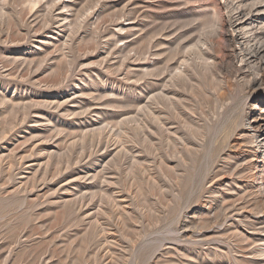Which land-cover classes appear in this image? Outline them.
I'll use <instances>...</instances> for the list:
<instances>
[{"label": "rangeland", "instance_id": "obj_1", "mask_svg": "<svg viewBox=\"0 0 264 264\" xmlns=\"http://www.w3.org/2000/svg\"><path fill=\"white\" fill-rule=\"evenodd\" d=\"M214 2L233 18L238 0H0V264H264L263 90L230 85L253 73L239 32L213 52L225 85L190 67L194 86L161 87L178 42L217 39ZM173 86L178 110L154 100ZM243 95L241 130L191 127Z\"/></svg>", "mask_w": 264, "mask_h": 264}, {"label": "bare ground", "instance_id": "obj_2", "mask_svg": "<svg viewBox=\"0 0 264 264\" xmlns=\"http://www.w3.org/2000/svg\"><path fill=\"white\" fill-rule=\"evenodd\" d=\"M234 1V0H233ZM249 0H238V4L235 6L233 5V8L232 10H234V15L233 18H229V21L227 20H224L221 16L223 14V5L222 3H217V2H214V10H215V13H216V19H215V22L214 24L217 25V28H216V33H217V39L216 40H212L210 41V45L208 46L207 49L203 48V46L207 43L206 40H198L197 42H195L194 44H191L190 46H188V44H177L176 48H174L173 50H171L174 55L175 54H178L179 52H182L185 50L184 55H182L181 57V62L178 64V65H174V66H171V64H169L168 62H166L167 64H165L163 67H161L159 69L160 71V74H163L165 72V70H170L172 73H171V76H170V80H166V82L163 83V85L161 84V87L164 86L167 87V85H169V83L171 84L172 82L174 84H179L178 81L183 82V84L185 82H190V84H192V86H194L193 82L195 81V78L190 74V67L191 69L194 71L195 75L199 76V78H203L204 75H206L207 73H211L214 81H216L217 84H224V79L221 77H219L218 75H216V72L219 70V65H220V62H218V56L215 53V48H224V44L225 42L227 41L226 40V37L224 35V30H225V26H231L234 28L235 31H238L239 34L241 35V38L240 39H237L238 43L241 45V51H243L244 53H240L239 55L241 56V62L244 63V66L240 69H245V68H250L251 70H253V73H250V74H244L242 76V80L240 79L239 81H235V83H232V81L230 83V85L234 86V85H239L241 88H242V91H244L246 88L247 89H250L251 90H254L256 91L258 88H262V92H263V96L261 97V102L264 103V20L261 19V16H259L260 12L262 10H264V8H261V6L264 4V0H252L250 3H248ZM231 4L233 2H230ZM211 14V13H210ZM208 16V15H207ZM206 16V17H207ZM197 17V16H196ZM213 17V16H212ZM203 18V17H201ZM209 18V16L207 17ZM211 20V18H210ZM209 20V21H210ZM194 20H192L191 22H193ZM206 22V21H205ZM205 24V23H204ZM210 27V26H209ZM207 28V27H206ZM214 28V27H213ZM204 29V28H203ZM260 30V32H259ZM227 35V34H226ZM211 37V36H210ZM203 39V38H202ZM228 39V38H227ZM172 48V47H171ZM214 52V53H213ZM182 54V53H181ZM169 55L171 54H168L167 57H169ZM172 56V55H171ZM166 57V58H167ZM175 56H172L170 57V59H168L167 61L171 60V58H174ZM220 57V56H219ZM226 59V58H225ZM197 60H199V62H197ZM212 61V62H209V61ZM180 61V60H179ZM191 61V62H190ZM223 61V60H222ZM225 61V60H224ZM190 62V63H189ZM162 63V62H161ZM169 64V65H168ZM223 65V63H221ZM226 64V62H225ZM228 64V63H227ZM162 66V65H161ZM184 66V68H182ZM229 66H233V64H230ZM228 66V67H229ZM187 67V68H186ZM230 67V68H231ZM229 69V68H228ZM227 69V71H228ZM238 69L237 72L240 70ZM221 70V68H220ZM223 70V68H222ZM221 70V71H222ZM226 71V72H227ZM230 71H232L230 69ZM225 72V74H226ZM237 72H236V75H237ZM223 73V72H222ZM239 73H242L241 70ZM221 74V73H220ZM219 74V75H220ZM194 75V76H195ZM209 75V74H208ZM231 74L230 73H227L226 74V77L227 76H230ZM235 75V74H234ZM240 75V74H239ZM207 76V75H206ZM205 76V77H206ZM238 76V75H237ZM225 77V76H224ZM208 78V77H207ZM236 78V77H235ZM234 78V79H235ZM166 79V78H165ZM168 79V78H167ZM197 79V78H196ZM229 79V78H228ZM237 79V78H236ZM203 80V79H202ZM200 81V82H203V81ZM164 81V80H163ZM213 81V80H212ZM213 81V82H214ZM227 82V80H226ZM225 82V83H226ZM229 82V81H228ZM180 85V84H179ZM213 85V84H212ZM225 85V84H224ZM227 85V83H226ZM175 86V85H174ZM173 86V88H168V89H161L155 96H154V100H157V104L160 103L161 106L162 104L164 106H166L165 108H167L168 106L170 107H173V108H176L177 109V105L178 104V99L180 100L181 99V96L184 95V92L180 93L183 89V87L181 88L182 90L180 91V89H176L175 87ZM184 86V85H183ZM215 86V84H214ZM223 86V85H222ZM228 86V85H227ZM170 87V86H169ZM181 87V86H180ZM178 87V88H180ZM224 87V86H223ZM239 87V88H240ZM197 88V87H196ZM203 88V86H202ZM209 88V87H208ZM213 88V87H212ZM215 88V87H214ZM222 88V87H220ZM226 88V87H224ZM194 89V88H193ZM207 89V88H206ZM205 89V90H206ZM188 90V89H187ZM190 90L191 87H190ZM213 90V89H212ZM202 91V90H200ZM203 91H204V88H203ZM208 91V90H206ZM248 91V90H247ZM189 92V91H188ZM210 94L212 93L209 92ZM217 93V92H216ZM246 93V92H245ZM243 93V94H245ZM213 94V93H212ZM250 94V93H249ZM187 95V94H186ZM220 95V93H219ZM217 96V95H216ZM246 96V95H245ZM241 98V101L238 102L237 104L235 103V109L237 108L238 111L234 112L235 114L234 115H231L229 118H228V114L226 112V116L227 117H224V112L226 110H223V107H225L226 105H228V102H222L221 104L218 103V99H217V103L220 105L218 106L214 115L211 114L213 116V118L211 117L210 119L208 118L207 122H203L205 123L204 125H195L194 123H192L191 127L194 125L195 129L197 132H200L201 130L205 129L207 127V130L209 129L210 131L212 130V134H217L219 132V128L225 126L226 128V125H228V129L233 132L235 130L238 129L239 127V130H241L243 128V126L246 125V123H244V120H245V115L243 113V107H239V103L243 105H245L244 103H242V99L244 98V95L240 97ZM184 99V98H183ZM187 99V98H186ZM220 99H221V96H220ZM223 99V98H222ZM239 99V98H238ZM240 100V99H239ZM183 101V100H182ZM181 101V102H182ZM186 101V100H185ZM184 101V102H185ZM222 101V100H221ZM220 101V102H221ZM224 101V100H223ZM234 102L236 100H233ZM244 101V100H243ZM180 102V103H181ZM246 103V102H245ZM183 104V102H182ZM181 104H179L180 106ZM148 106V105H147ZM149 107V106H148ZM147 108V107H145ZM227 108V107H226ZM256 108L258 109L256 113L253 114L252 116V120L248 122L247 124V127H251L252 128V131L253 133L251 134V137L253 139V142H256V146L259 148V149H262L264 148V109L262 107L258 105H256ZM161 109V108H160ZM159 109V110H160ZM220 109H222L220 111ZM228 109V108H227ZM146 110V109H145ZM178 110V109H177ZM176 110V112H177ZM239 110H241L239 112ZM147 111V110H146ZM145 111V112H146ZM149 111V109H148ZM233 111V110H231ZM150 112V111H149ZM148 112V113H149ZM151 113V112H150ZM153 113V112H152ZM160 113H162L160 111ZM156 114V113H155ZM159 114V113H158ZM232 114V113H231ZM151 115V114H150ZM162 115V114H161ZM152 116H155L154 118L157 120L158 122V126H159V129L161 130H165L164 129V126H165V120L163 118V116L161 117L160 115H153ZM224 117V118H223ZM153 118V119H154ZM154 119V120H155ZM251 119V118H250ZM156 122V123H157ZM222 123H223V126H222ZM168 124V123H167ZM221 125L218 126V125ZM187 126H190L188 124H186ZM217 126V127H216ZM166 128V127H165ZM250 128V129H251ZM167 129V128H166ZM171 129V128H170ZM249 129V128H248ZM205 130V131H207ZM204 131V130H203ZM209 131V132H210ZM218 131V132H217ZM227 131V129H226ZM243 131V130H242ZM167 133H169L167 130H166ZM166 132H165V135H166ZM175 133H177L176 131H174ZM223 132V131H222ZM221 132V133H222ZM239 132V131H238ZM163 133V132H162ZM194 133V132H193ZM205 133V132H204ZM220 133V132H219ZM218 133V135H219ZM236 133V131H235ZM173 134V132H172ZM180 134V133H179ZM183 134V133H182ZM195 134V133H194ZM228 133L226 132V135ZM243 134V133H242ZM241 134V135H242ZM168 135V134H167ZM171 135V134H170ZM168 135V138L172 139V135L170 136ZM174 135V134H173ZM200 135V134H199ZM207 135V134H206ZM240 135V134H239ZM177 136V135H176ZM184 136V135H183ZM204 136V135H203ZM213 136V135H212ZM217 136V135H216ZM215 136V137H216ZM229 136V135H228ZM244 136V135H242ZM246 136V135H245ZM244 136V137H245ZM250 136V135H249ZM175 137V136H173ZM178 137V136H177ZM185 137V136H184ZM184 137H180L181 139H183V143H185L184 145V149H185V152L187 151V153L189 154H194L195 152L198 151V149L196 147L197 144L194 143V141L192 142L186 140V138ZM218 137V136H217ZM216 137V138H217ZM230 137V136H229ZM167 138V137H166ZM179 138V137H178ZM190 138V137H189ZM195 138V137H194ZM248 138V137H246ZM165 139V138H164ZM168 139V140H169ZM192 139V138H191ZM196 139V138H195ZM211 139V136L210 138ZM213 139V138H212ZM245 139V138H244ZM167 140V139H165ZM176 140V138H175ZM180 140V139H179ZM197 140V139H196ZM217 140V139H216ZM170 141V140H169ZM214 140H212L213 142ZM242 141V140H241ZM248 141V140H247ZM206 142V141H205ZM238 142V141H237ZM212 145H214V143L212 144L210 142V144H208V148H210V150H212ZM200 146V144H199ZM204 146V144H203ZM202 147V146H201ZM214 152V150H212ZM184 152V151H182ZM212 152V153H213ZM211 153V152H210ZM209 154V153H208ZM184 155V154H183ZM210 155V154H209ZM264 155V154H263ZM210 157V156H209ZM233 157V155H232ZM236 157V156H235ZM264 157V156H263ZM264 159V158H263ZM212 160V159H211ZM187 161V160H186ZM234 166V165H233ZM236 168V167H233V169ZM232 169V168H231ZM262 179V178H261ZM216 192L215 190L214 191H211V193H214ZM231 205V204H230ZM229 206V205H228ZM227 206V207H228ZM254 209V208H253ZM253 209L251 210V212H254ZM255 210V209H254ZM259 213V212H258ZM250 214V213H249ZM226 220V219H225ZM240 220V219H239ZM242 220H240L241 222ZM263 224H264V220L262 221ZM237 226V225H236ZM238 227V226H237ZM237 229V228H236ZM264 231V230H263ZM241 232V231H239ZM243 233V232H242ZM257 251V250H256ZM228 252V251H227ZM257 254V253H256ZM259 254H264V249H260L259 251ZM261 255V256H262ZM260 256V255H258ZM257 256V257H258ZM260 256V257H261ZM264 256V255H263ZM256 259V258H255ZM253 259V260H255ZM255 262V261H254ZM260 264V263H259Z\"/></svg>", "mask_w": 264, "mask_h": 264}]
</instances>
